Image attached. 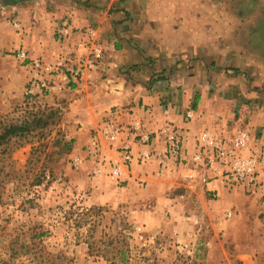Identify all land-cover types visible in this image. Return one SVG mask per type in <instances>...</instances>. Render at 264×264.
Segmentation results:
<instances>
[{"label":"rangeland","instance_id":"rangeland-1","mask_svg":"<svg viewBox=\"0 0 264 264\" xmlns=\"http://www.w3.org/2000/svg\"><path fill=\"white\" fill-rule=\"evenodd\" d=\"M13 1L0 0V135L11 125L29 130L0 145V264H264L262 192L223 181L227 191L213 198L191 192L180 175L146 196L141 182L125 191L128 176L94 177L93 166L111 160L105 144L99 157L89 154L102 124L86 130L73 118L77 78L60 81L62 91L27 93L31 66L17 51L38 58L30 25L45 35V13L36 6L32 22ZM181 156L174 165L192 169L184 144Z\"/></svg>","mask_w":264,"mask_h":264},{"label":"crops","instance_id":"crops-1","mask_svg":"<svg viewBox=\"0 0 264 264\" xmlns=\"http://www.w3.org/2000/svg\"><path fill=\"white\" fill-rule=\"evenodd\" d=\"M22 2L25 7L16 8L29 10L32 22L36 6L45 13V35L30 25L36 45L28 46L35 57L65 62L67 74L82 70L72 82L75 121L87 130L110 117L150 134L149 145L131 142L135 159L125 175V191L143 180L144 194L155 196L161 194L153 190L155 184L180 175L191 192L218 198L227 191L220 170L181 171L167 158L162 134L167 125L181 128L190 164L204 131L230 145L238 131L247 130L254 146L264 145V0ZM64 22L72 29L67 37L60 32ZM95 45L103 56L87 68L84 56ZM56 79L53 91H62L59 83L65 80L62 75ZM189 110L190 120L185 117ZM144 150L152 158L140 163ZM106 155L116 158L115 148H107ZM191 173L194 177L187 178Z\"/></svg>","mask_w":264,"mask_h":264},{"label":"built area","instance_id":"built-area-1","mask_svg":"<svg viewBox=\"0 0 264 264\" xmlns=\"http://www.w3.org/2000/svg\"><path fill=\"white\" fill-rule=\"evenodd\" d=\"M62 36H70L71 25L68 22L62 24L60 30ZM91 38V33H88ZM17 56L23 62H28L31 66L32 84L27 93L35 94L36 89L45 92L53 91L57 85L53 80L55 76H61L65 81L69 78H78L79 70L67 74L64 72L65 62L48 63L40 58H31L28 51L20 49ZM103 50L95 45L85 54L86 67L92 68L102 58ZM186 119L193 117V110L185 114ZM162 134L165 135L167 144V158L180 160L181 149L184 144L182 130L173 125H167ZM140 140L143 144L149 145L150 134L143 133L141 126L133 124L122 126L114 121H105L98 131V138H93L89 144V154L92 158H97L101 154V144L109 148H115L117 156L109 161L102 160L93 166L95 176L105 175L111 181L122 180L129 172L135 159L131 142ZM138 161L146 163L152 158L151 151L144 150L138 154ZM74 165L80 168L84 164V158L74 156ZM107 162V163H105ZM194 168L192 171L200 170H220L222 180L225 183L243 185L250 193L262 192L264 194V151L262 148L252 145V137L249 131L240 130L232 138L230 145L212 134L204 131L198 138V149L191 159ZM193 174L187 175L192 179ZM139 182L144 183L143 180Z\"/></svg>","mask_w":264,"mask_h":264},{"label":"trees","instance_id":"trees-1","mask_svg":"<svg viewBox=\"0 0 264 264\" xmlns=\"http://www.w3.org/2000/svg\"><path fill=\"white\" fill-rule=\"evenodd\" d=\"M16 1H22V0H15ZM29 130V125L26 124L24 126L22 125H11L9 127H6L3 134L0 135V145L4 142V140L9 136H16V135H23V133L27 132Z\"/></svg>","mask_w":264,"mask_h":264}]
</instances>
